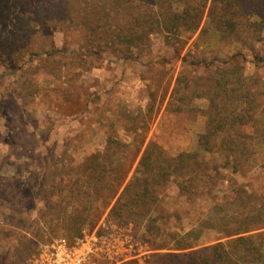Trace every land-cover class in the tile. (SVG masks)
Wrapping results in <instances>:
<instances>
[{"label":"rangeland","instance_id":"rangeland-1","mask_svg":"<svg viewBox=\"0 0 264 264\" xmlns=\"http://www.w3.org/2000/svg\"><path fill=\"white\" fill-rule=\"evenodd\" d=\"M126 1L131 6L145 3ZM152 1L158 9L160 3ZM211 1L172 0L174 13L188 4L204 10L200 27L188 39L187 32L156 33L148 48L119 51L97 47L103 37L114 34L100 32L105 18L101 14L93 16V22L86 18L90 4L98 2L100 6L103 0H0V264H36L37 259L51 257L60 240L73 248L71 257L85 254L91 264H110L111 260L115 264H145L151 251L140 240L141 232L133 237L124 229L109 230L103 224L105 216L92 231L44 234L48 230L40 215L49 217L50 212L46 209L50 191L46 178L48 172L51 175L54 157L64 164L73 154L79 162L88 153L101 150L107 136L130 143L133 134L126 126L140 119L136 116L150 102V94L154 110L157 106L159 110L145 143L153 141L169 156L196 151L198 137L205 130L206 96L194 99L193 110L166 109L175 80L184 69H188V77H198V83L205 86L214 78L222 81L214 68L229 70L226 61L236 56L245 78L239 86L241 92L221 94L215 103L222 116L230 117L236 106L234 114L249 121L242 126L239 123L235 131L254 137L244 147L253 170L248 166V170L239 171L257 194L264 190V24L258 15L263 9L253 8L250 15L243 12V16L235 12L233 18L242 24L240 41L213 26L209 18L215 17L214 12L208 15ZM119 13L111 20L124 24L128 18L123 11ZM84 23L97 25L99 31L88 35ZM86 39L93 46L86 45ZM27 40L35 42L22 51L21 43ZM256 57L260 61L256 62ZM244 91L248 94L243 96ZM108 120H113L111 127ZM80 132L83 138L72 141ZM62 175L66 183L67 175ZM225 175L227 179L238 176L231 170ZM223 185L229 186L230 181ZM101 226L104 231H98ZM100 232L101 237L97 235ZM43 235L36 246L26 242ZM85 237L86 243L78 249L76 244ZM207 237L215 239L210 233ZM24 245L27 248L22 250Z\"/></svg>","mask_w":264,"mask_h":264},{"label":"trees","instance_id":"trees-1","mask_svg":"<svg viewBox=\"0 0 264 264\" xmlns=\"http://www.w3.org/2000/svg\"><path fill=\"white\" fill-rule=\"evenodd\" d=\"M156 1L160 3L158 9L152 0L142 4L138 1V6L127 4L126 0H103L100 6L98 2L90 4L86 18L93 22V16L101 14L105 21L100 32L114 33L103 37L97 47L141 50L149 47L152 34L187 32L185 39H188L200 27L202 7L188 4L174 13L172 0ZM210 5L208 15L211 12L215 15L209 18L213 26L222 32L228 31L240 41L242 24L233 18L235 12L243 16V12L250 15L253 8L263 9L258 15L264 24V0H212ZM120 11L128 18L124 24L111 20L112 15L118 16ZM193 11L195 15H191ZM84 24L88 35L99 31L97 25ZM34 42L23 41L22 51L28 50ZM84 42L93 46L89 39ZM235 58L231 56L226 61L229 62L227 71L220 66L214 68L221 74L222 81L214 78L205 86L198 83V77H188V69L182 70L168 96L166 109L175 112L193 110L194 99L206 96L205 130L198 137L196 151L169 156L153 141L145 143L159 110L158 106L154 110L150 94L146 108L138 111L136 118L140 119H136L133 126H126L133 134L130 143L107 136L101 150L88 153L79 162L73 154L64 164L60 157H54L51 175L48 172L46 178L50 187L46 206L49 217L45 213L40 215L48 230L44 234H54L56 230L65 235L79 234L83 229L92 231L105 216L103 224L109 230L124 229L133 237L141 232L140 240L151 251L145 264H264V190L257 194L239 171L244 167L248 170V166L253 170L244 147L254 137L235 131L239 123L242 126L249 122L234 114L236 106L228 117L219 113L222 109L215 103V98L221 94L241 92L239 86L245 78ZM255 61L260 58L256 57ZM246 94L247 91L242 93ZM244 112L248 113L243 109ZM108 123L111 127L113 120ZM79 138H83L81 132L72 141L77 142ZM142 147L133 174L126 181ZM230 170L232 175L238 176L227 179L225 173ZM62 174L67 175L66 183ZM227 180L230 185L225 187ZM99 229L104 231L102 226ZM101 232L97 234L100 237ZM208 233L214 235V241L207 237ZM43 236L26 237L29 239L26 242L36 246L40 238H45ZM26 248L24 245L22 250Z\"/></svg>","mask_w":264,"mask_h":264},{"label":"built area","instance_id":"built-area-1","mask_svg":"<svg viewBox=\"0 0 264 264\" xmlns=\"http://www.w3.org/2000/svg\"><path fill=\"white\" fill-rule=\"evenodd\" d=\"M89 238H95L92 237V235L88 236ZM87 238H83L78 241L76 244V247L78 246V249L84 246L86 243L85 240ZM97 239V237L95 238ZM98 241V240H97ZM53 247V246H52ZM73 248H69L66 246L64 240H60L59 244L56 245V248L54 249L55 253L51 252V257L35 260L36 264H91V261L89 258L86 257L85 254H80V256L71 257L70 255L71 250ZM55 255V256H53ZM116 261L110 262V264H115Z\"/></svg>","mask_w":264,"mask_h":264}]
</instances>
